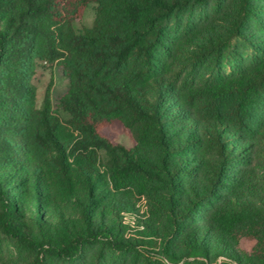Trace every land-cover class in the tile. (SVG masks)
I'll return each mask as SVG.
<instances>
[{"label": "trees", "instance_id": "obj_1", "mask_svg": "<svg viewBox=\"0 0 264 264\" xmlns=\"http://www.w3.org/2000/svg\"><path fill=\"white\" fill-rule=\"evenodd\" d=\"M37 60L68 79L55 106L50 83L36 105ZM129 120L133 146L112 139ZM0 232L34 264L99 242L264 264V0H0Z\"/></svg>", "mask_w": 264, "mask_h": 264}, {"label": "rangeland", "instance_id": "obj_2", "mask_svg": "<svg viewBox=\"0 0 264 264\" xmlns=\"http://www.w3.org/2000/svg\"><path fill=\"white\" fill-rule=\"evenodd\" d=\"M94 18V4L88 3L84 8L80 18L74 20L73 25L76 30H81L83 26H88L92 23ZM36 68L30 77V82L35 87L36 105H39L42 98L44 88L50 83L51 101L55 106L57 97L63 95L68 88V79L63 76L61 68L56 64H49L46 61L37 60ZM119 126L120 130H112V139L114 141L124 144L125 146H133L138 139L139 124L135 121L129 120L126 125L115 123ZM123 125V126H122ZM147 148H152V152L155 153V149L152 144H148ZM152 153V154H153ZM100 171L103 170L101 166L97 167ZM134 190V189H133ZM138 198L137 204L142 212H148V204L146 196L143 193L137 192ZM65 194L64 188L57 190V194L52 196V200L57 198L58 203H63V196ZM66 215L73 216L72 221L66 226V229L62 231L61 227L57 229L64 232L66 236L77 233L81 229V223L78 219L77 213L73 207L63 206ZM55 219V218H54ZM56 220V219H55ZM40 232L36 234L39 235ZM47 234V233H46ZM174 242V247H178L180 253H183V246L177 241ZM250 241H242L241 245L249 249L251 246ZM81 251L80 258L73 263H68L63 259L56 257L46 256L43 259V264H143V258L141 256L130 253H118L112 252L103 243H94L84 246ZM35 252L28 246L20 243L16 239L7 237L0 232V264H34ZM201 257H185L183 256L176 262H166L165 264H201ZM157 264H161L157 263ZM206 264H233L226 259L219 257L216 260H206Z\"/></svg>", "mask_w": 264, "mask_h": 264}]
</instances>
